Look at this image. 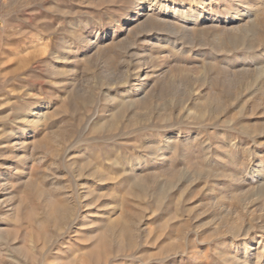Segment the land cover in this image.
<instances>
[{"label":"rangeland","instance_id":"1","mask_svg":"<svg viewBox=\"0 0 264 264\" xmlns=\"http://www.w3.org/2000/svg\"><path fill=\"white\" fill-rule=\"evenodd\" d=\"M0 264H264V0H0Z\"/></svg>","mask_w":264,"mask_h":264},{"label":"bare ground","instance_id":"2","mask_svg":"<svg viewBox=\"0 0 264 264\" xmlns=\"http://www.w3.org/2000/svg\"><path fill=\"white\" fill-rule=\"evenodd\" d=\"M27 104H28V103H27ZM33 112H34V111H33ZM33 114H35V112H34ZM33 114H32V115H33ZM23 117H24V116H23ZM20 120H21V119H20ZM18 123H20V122H18Z\"/></svg>","mask_w":264,"mask_h":264}]
</instances>
